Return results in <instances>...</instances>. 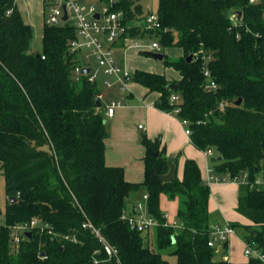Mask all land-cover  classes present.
<instances>
[{
  "label": "trees",
  "instance_id": "trees-1",
  "mask_svg": "<svg viewBox=\"0 0 264 264\" xmlns=\"http://www.w3.org/2000/svg\"><path fill=\"white\" fill-rule=\"evenodd\" d=\"M140 1L98 0L123 13L129 38L156 39L183 55L162 60L178 72V81L135 70L133 82L159 95L156 109L178 108L193 146L216 154L213 173L237 180L236 211L252 223L244 227L245 240L264 248V188L253 185L264 175V0H157L161 30L154 33L136 27L143 19ZM236 11L241 19L233 25L228 17ZM32 36L15 0H0V170L6 197L0 264H169L164 255L174 256L176 264H232L216 260L207 246L215 219L197 164L186 160L181 179L175 174L163 183L158 175L168 172V159L160 141L143 137L144 178L125 181L121 167L104 161L105 108L95 100L100 88L72 73L67 42L73 28L43 25L38 54L31 52ZM203 56L210 57L206 67L215 90L204 89ZM170 84L178 89L170 91ZM173 93L180 97L176 104L169 102ZM139 192L148 195L146 210L159 223L145 234L121 219L127 200ZM163 194L178 200L179 229L164 225ZM33 218L47 227L33 230L14 252L9 227ZM86 220L117 250L119 263L83 228ZM67 235L75 242L62 238Z\"/></svg>",
  "mask_w": 264,
  "mask_h": 264
},
{
  "label": "crops",
  "instance_id": "crops-1",
  "mask_svg": "<svg viewBox=\"0 0 264 264\" xmlns=\"http://www.w3.org/2000/svg\"><path fill=\"white\" fill-rule=\"evenodd\" d=\"M15 5L24 23L30 25L32 30H35L42 38L44 25L42 1L15 0ZM146 39L149 38H129L115 45L113 53L117 64L125 66L132 73L135 70H141L163 74L169 81H178L180 79L178 72L171 67H165L161 64L162 61H159L160 65L151 63L143 69L141 66H136L138 63L143 64L142 61L138 62V57L143 53L152 52L150 51L151 39L144 44L143 40ZM179 50L176 60L183 55L182 50ZM101 91L106 102L120 103L115 108L112 117H108L104 113L108 133L104 141L106 166L121 167L127 182H141L144 178L145 148L141 143L143 137L151 142L160 141V149L164 150L165 158L173 161L176 165L178 179L182 177L184 162L193 160L200 170L202 181L209 186L208 212L215 219L212 224H229L234 229V234L228 239L225 250L216 253L215 259L227 260L232 264H251L252 261L243 255V249L246 232L244 227L252 226V223L236 211L238 182H232L227 176H218L213 173L211 159L215 157L214 151L211 149L209 156L205 151L196 149L191 143L190 136L185 135L181 119L172 112L166 113L154 107V103L159 97L157 93L148 92L134 82L129 85L128 92H121L118 89H101ZM119 93L123 95L120 97ZM118 96L119 98H117ZM138 126H142V129H139ZM138 130L144 133L142 138L139 137ZM209 170H212L217 181L207 182ZM141 195L142 193L139 192L129 197L125 213L134 212V205ZM160 211L168 223L177 220L176 213L170 216L169 212L163 210V205H161ZM232 225H236V227Z\"/></svg>",
  "mask_w": 264,
  "mask_h": 264
},
{
  "label": "built area",
  "instance_id": "built-area-1",
  "mask_svg": "<svg viewBox=\"0 0 264 264\" xmlns=\"http://www.w3.org/2000/svg\"><path fill=\"white\" fill-rule=\"evenodd\" d=\"M44 10V25L48 27H62L69 25L73 28L75 36L67 42V52L72 57V73L74 76H86L89 83L97 84L100 92L96 95L95 100L102 103L105 108V113L108 117H112L119 102H106L105 96L101 89L111 90L118 89L121 92H128L129 85L133 82V73L125 66L117 64L115 61L113 49L114 46L121 41L128 40V30L130 27L125 23V18L122 12L113 11L111 6L113 2L108 4H84L81 0H41ZM257 0H250V3H255ZM98 18H94V15ZM64 16L66 19L64 20ZM229 21L235 25L237 21L236 13L229 15ZM136 27L143 32L154 33L161 30V25L158 16L154 12H150L143 16L142 21ZM168 29H164L166 33ZM160 44L158 40L151 39L150 51L158 52ZM44 58V57H42ZM197 59V54L194 55ZM204 62L202 66V75L205 78L204 89L215 90L217 85L211 78L210 71L206 64L210 60L209 56H203ZM83 69H89L87 74H83ZM180 101L177 94H171L169 102L176 104ZM222 107V105L220 106ZM172 113L178 114L179 109L174 108ZM181 124L185 128V135L190 136L191 130L187 120L181 119ZM142 129V126H138ZM206 155H211L210 150L205 151ZM207 182L211 183L217 178L213 176L212 170H209ZM225 180V179H224ZM232 182H237L233 180ZM257 187L264 188V175L257 176L254 184ZM148 195L143 193L141 198L134 205V212L127 214L123 212L121 219L126 221L130 229L145 234L153 230L159 223L152 218L146 210V202ZM165 226L174 229H179L178 220L171 223L165 221ZM83 228L90 229L95 237L102 243L103 249L109 259L114 258L117 263L118 252L102 237L99 230L94 228L92 224L86 220L83 223ZM47 226L43 225L37 219H31L29 222L15 224L9 227L10 243L14 252L18 250L21 242L27 236L26 233H32L33 230L42 232ZM52 232L49 230L48 234ZM234 234V229L229 224H211L208 230L207 246L214 249L216 253L223 252L228 239ZM65 240L75 242L74 237L63 236ZM243 255L255 264H264V248L259 247L253 242L245 240ZM41 258H45L42 254ZM96 264V262H95Z\"/></svg>",
  "mask_w": 264,
  "mask_h": 264
},
{
  "label": "rangeland",
  "instance_id": "rangeland-1",
  "mask_svg": "<svg viewBox=\"0 0 264 264\" xmlns=\"http://www.w3.org/2000/svg\"><path fill=\"white\" fill-rule=\"evenodd\" d=\"M82 3L84 4H98V0H81ZM140 4L142 6V16L146 15L147 13H149L150 11H155L156 7H157V0H141ZM138 24V23H136ZM150 41L149 39L143 40V43L145 44L146 42ZM179 48H170L168 50H166L165 48L160 46L159 52L161 54H165L164 56H166L167 59L170 60H176L177 58V54L179 53ZM31 52L34 54H38L41 52V36L39 34H37L35 32V30L33 31V36H32V41H31ZM142 61L143 64H137L136 66L139 67L141 66V68H147L151 63H154L155 65H160L161 62L156 61L155 59H152L151 57L142 54L140 57H138V62ZM163 64V63H161ZM147 66V67H146ZM153 68V67H151ZM153 70V69H151ZM165 70H167V68H165ZM120 97L123 94H120ZM117 96V95H115ZM108 97V96H107ZM109 98V97H108ZM119 98V96L117 97ZM186 128V127H184ZM139 133V137L142 138L144 136V133L141 132L140 130H138ZM216 155V154H215ZM214 158V157H213ZM212 158V159H213ZM211 159V160H212ZM162 197V198H161ZM159 198V207L161 208V205H163V210L166 212H169L170 216L174 215L175 213H177L178 210V200L177 199H169L166 195H162ZM5 195H4V178L2 176V172L0 170V212L3 213L4 209H5ZM161 200V202H160ZM3 221V215H0V222ZM153 235V233H152ZM153 240V239H151ZM150 246L153 248V241L150 242ZM164 257L167 259V261L169 262V264H176V258L174 256L171 255H164Z\"/></svg>",
  "mask_w": 264,
  "mask_h": 264
},
{
  "label": "water",
  "instance_id": "water-1",
  "mask_svg": "<svg viewBox=\"0 0 264 264\" xmlns=\"http://www.w3.org/2000/svg\"><path fill=\"white\" fill-rule=\"evenodd\" d=\"M236 19L237 21H240L241 19V11H236ZM94 18H98V15H94ZM66 19V16H64V20ZM148 56H150L151 58L157 60V61H162L163 60V57L164 55L161 54V53H158V52H150L148 53ZM188 61L191 60V57H188L187 58ZM89 72V69H83L82 70V73L83 74H87ZM168 89L170 91H176L178 89V86L177 85H168ZM241 102V99H238L236 102H235V105H239ZM158 154L156 153V156ZM167 165H168V172L165 174V175H158V179L163 182V183H169L172 181V179L174 178L175 174H176V171H177V168H176V165L173 161H170V160H167L166 161ZM10 203H13L15 201V198H10L9 199ZM0 215H1V212H0ZM26 236L27 237H30L31 234L30 233H26Z\"/></svg>",
  "mask_w": 264,
  "mask_h": 264
}]
</instances>
